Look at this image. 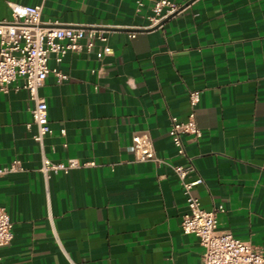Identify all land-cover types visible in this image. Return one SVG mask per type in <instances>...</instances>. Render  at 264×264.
<instances>
[{
    "label": "crops",
    "instance_id": "0c3cea01",
    "mask_svg": "<svg viewBox=\"0 0 264 264\" xmlns=\"http://www.w3.org/2000/svg\"><path fill=\"white\" fill-rule=\"evenodd\" d=\"M42 5L44 25L103 28L112 53L68 52L40 88L53 161H94L45 179L22 78L0 90V206L12 241L0 264H201L204 246L181 228L186 195L169 165L136 161L134 133L148 131L172 163L171 117L186 120L189 92L201 136H185L201 206L222 203L218 229L264 251V0H193L152 29L137 0H11ZM185 4V3H184ZM0 0V20L11 19ZM134 33L135 36H131ZM64 130V131H63Z\"/></svg>",
    "mask_w": 264,
    "mask_h": 264
},
{
    "label": "built area",
    "instance_id": "2783aa9c",
    "mask_svg": "<svg viewBox=\"0 0 264 264\" xmlns=\"http://www.w3.org/2000/svg\"><path fill=\"white\" fill-rule=\"evenodd\" d=\"M149 11L147 18L150 27L159 25L169 15L179 13L184 3L189 0H146ZM138 5L144 4L137 0ZM12 11L11 19L0 20V90L7 91L12 82L18 78L24 80L29 98L33 102L32 121L36 132L33 135L42 154L39 170L48 179L52 173L68 172L82 165H95L94 161L80 162L76 158L67 161H53L45 152V137L52 132L48 115L47 100L41 96L40 88L46 77L53 73L57 81L68 79L69 75L59 68L49 66V58L54 55L57 61L70 51L95 52L97 59L112 53L109 36L103 28L93 27H59L44 25L42 5H25L7 0ZM131 36H135L134 33ZM200 91L189 92L192 110L186 120L171 117L169 135L176 148L177 156L186 159V163H172L156 153L154 140L148 131L134 133L130 151L136 161H153L158 165H169L180 180L186 195L187 212L183 215L181 228L184 233L198 236L204 246L201 264H264V251L255 247L250 241L234 236L228 230L218 229L219 213L225 211L222 203L211 209L201 206L199 197L194 194L195 185L203 179H188L194 170L192 158L187 154L185 136H201V129L196 121L195 108L200 102ZM64 131V130H63ZM23 170L20 159H13L8 165L0 166V177ZM13 223L7 209L0 206V247L13 239Z\"/></svg>",
    "mask_w": 264,
    "mask_h": 264
},
{
    "label": "water",
    "instance_id": "95a60500",
    "mask_svg": "<svg viewBox=\"0 0 264 264\" xmlns=\"http://www.w3.org/2000/svg\"><path fill=\"white\" fill-rule=\"evenodd\" d=\"M193 0H189V1H187L184 5H183V7H185V6H187L189 3H191ZM174 15V14H173ZM173 15H169L168 17H171V16H173ZM163 22V21H162ZM162 22L159 24V25H161L162 24ZM159 25H156V26H153V27H151L152 29H154V28H157Z\"/></svg>",
    "mask_w": 264,
    "mask_h": 264
}]
</instances>
